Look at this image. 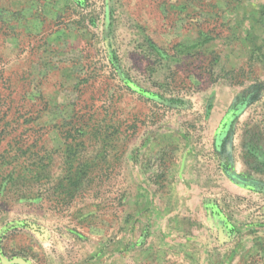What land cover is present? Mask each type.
I'll list each match as a JSON object with an SVG mask.
<instances>
[{
    "label": "rangeland",
    "instance_id": "1",
    "mask_svg": "<svg viewBox=\"0 0 264 264\" xmlns=\"http://www.w3.org/2000/svg\"><path fill=\"white\" fill-rule=\"evenodd\" d=\"M0 264H264V0H0Z\"/></svg>",
    "mask_w": 264,
    "mask_h": 264
}]
</instances>
